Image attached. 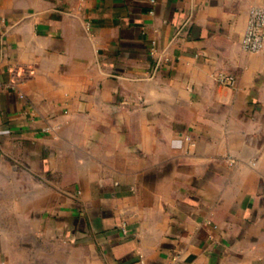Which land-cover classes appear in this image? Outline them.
Listing matches in <instances>:
<instances>
[{
  "label": "crops",
  "instance_id": "obj_1",
  "mask_svg": "<svg viewBox=\"0 0 264 264\" xmlns=\"http://www.w3.org/2000/svg\"><path fill=\"white\" fill-rule=\"evenodd\" d=\"M254 5L0 0V264H264Z\"/></svg>",
  "mask_w": 264,
  "mask_h": 264
},
{
  "label": "built area",
  "instance_id": "obj_2",
  "mask_svg": "<svg viewBox=\"0 0 264 264\" xmlns=\"http://www.w3.org/2000/svg\"><path fill=\"white\" fill-rule=\"evenodd\" d=\"M155 2V0H151ZM153 12V11H152ZM2 33L0 34V40ZM241 47L248 53H259L264 49V6L254 5L249 10L247 26L241 39ZM34 73L31 65H17L12 70V77L7 83V87L17 90L19 83ZM219 84L232 87L236 84V77L230 73L218 72L215 75ZM20 97H24L20 94Z\"/></svg>",
  "mask_w": 264,
  "mask_h": 264
}]
</instances>
